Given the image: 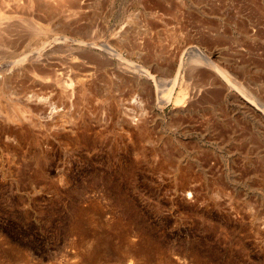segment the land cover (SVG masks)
<instances>
[{
	"label": "rangeland",
	"instance_id": "374dc122",
	"mask_svg": "<svg viewBox=\"0 0 264 264\" xmlns=\"http://www.w3.org/2000/svg\"><path fill=\"white\" fill-rule=\"evenodd\" d=\"M0 2V264H264V0Z\"/></svg>",
	"mask_w": 264,
	"mask_h": 264
},
{
	"label": "bare ground",
	"instance_id": "6f19581e",
	"mask_svg": "<svg viewBox=\"0 0 264 264\" xmlns=\"http://www.w3.org/2000/svg\"><path fill=\"white\" fill-rule=\"evenodd\" d=\"M58 1H61L60 3H65L67 0H58ZM3 8H5V5H4V3H2L1 4V2H0V14H1V11H3L2 9ZM0 42H1V39H0ZM197 58H199V59H203L202 57H200V56H198ZM215 68L217 69V71L219 72V73H221V69L219 68V67H217L216 65H215ZM146 73V72H145ZM223 73V72H222ZM149 77H151V75H149V74H147ZM152 79H153V77H151ZM176 83H174V85H175ZM172 89V88H171ZM175 90V89H174ZM173 92V90L169 93V94H167V96H166V98H167V100L169 101L170 99H171V93ZM178 96H177V100L176 101H178V100H180V97L182 98V93L180 92L179 94H177ZM180 103V102H179Z\"/></svg>",
	"mask_w": 264,
	"mask_h": 264
}]
</instances>
